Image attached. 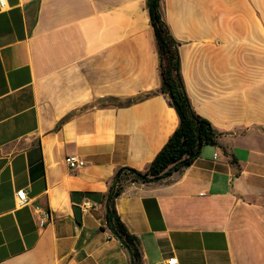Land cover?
<instances>
[{
  "label": "crops",
  "instance_id": "obj_1",
  "mask_svg": "<svg viewBox=\"0 0 264 264\" xmlns=\"http://www.w3.org/2000/svg\"><path fill=\"white\" fill-rule=\"evenodd\" d=\"M160 10L219 145L161 182L127 181L118 215L142 264H264V0ZM162 83L147 0L0 6V264H133L107 203L119 171L146 172L180 125ZM34 205L53 216L43 229Z\"/></svg>",
  "mask_w": 264,
  "mask_h": 264
},
{
  "label": "trees",
  "instance_id": "obj_2",
  "mask_svg": "<svg viewBox=\"0 0 264 264\" xmlns=\"http://www.w3.org/2000/svg\"><path fill=\"white\" fill-rule=\"evenodd\" d=\"M160 3L161 0H147L160 54L162 92L170 97L179 115L180 125L146 172L122 168L117 175L114 189L112 187V194L109 195L107 203L109 226L129 250L133 264L143 262L139 240L128 231L115 206V199L123 193L127 181L161 182L173 172L193 164L204 146L219 145L220 137L212 124L195 112L190 102L180 74L179 43L163 20Z\"/></svg>",
  "mask_w": 264,
  "mask_h": 264
},
{
  "label": "built area",
  "instance_id": "obj_3",
  "mask_svg": "<svg viewBox=\"0 0 264 264\" xmlns=\"http://www.w3.org/2000/svg\"><path fill=\"white\" fill-rule=\"evenodd\" d=\"M6 5H7V0H0L1 8H5ZM66 163L68 164L69 168L72 170L82 168L86 165L83 160L75 156L67 157ZM31 203L32 202L29 199L26 190L22 189L16 192V204L19 208L29 206ZM80 207L82 211L85 213L91 210L98 209L100 205L90 200H84L80 204ZM33 210L40 228L42 229L45 228L53 220V216L48 209L40 205H34ZM156 264H179V260L177 257H172L169 259L161 260Z\"/></svg>",
  "mask_w": 264,
  "mask_h": 264
},
{
  "label": "water",
  "instance_id": "obj_4",
  "mask_svg": "<svg viewBox=\"0 0 264 264\" xmlns=\"http://www.w3.org/2000/svg\"><path fill=\"white\" fill-rule=\"evenodd\" d=\"M116 181H117V177H116V180H115V183H114V185H113V189H114V187H115V185H116ZM112 194V191H111V193H110V195ZM110 197V196H109ZM118 237V236H117ZM119 238V237H118Z\"/></svg>",
  "mask_w": 264,
  "mask_h": 264
}]
</instances>
